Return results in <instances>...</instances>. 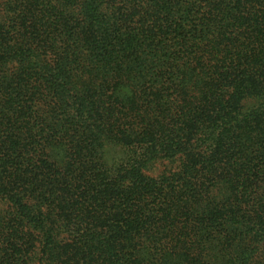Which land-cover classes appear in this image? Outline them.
Wrapping results in <instances>:
<instances>
[{
    "label": "trees",
    "instance_id": "obj_1",
    "mask_svg": "<svg viewBox=\"0 0 264 264\" xmlns=\"http://www.w3.org/2000/svg\"><path fill=\"white\" fill-rule=\"evenodd\" d=\"M0 264H264V0H0Z\"/></svg>",
    "mask_w": 264,
    "mask_h": 264
}]
</instances>
